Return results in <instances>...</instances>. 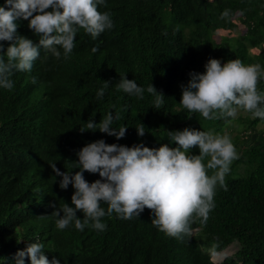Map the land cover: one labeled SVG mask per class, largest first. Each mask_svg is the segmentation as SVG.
Listing matches in <instances>:
<instances>
[{
	"label": "trees",
	"instance_id": "16d2710c",
	"mask_svg": "<svg viewBox=\"0 0 264 264\" xmlns=\"http://www.w3.org/2000/svg\"><path fill=\"white\" fill-rule=\"evenodd\" d=\"M106 5L98 10L111 13V30L93 39L80 29L68 59L62 48L60 59L41 49L30 72L14 73L12 90L0 88V264H16L17 253L33 242L43 243L48 259L60 264H264V134L248 138L264 121L243 110L235 119L206 120L180 103L181 86L190 73H204L209 59L264 67V0H106ZM226 9L230 16L221 19ZM16 22L18 35L39 42L29 21ZM0 43L6 52L9 42ZM123 76L145 89L143 99L117 90ZM104 81L110 85L97 100ZM151 83L165 96L159 109L147 92ZM258 89L264 92V80ZM110 111L120 114L112 127L127 126L125 138L81 133L87 121L99 123ZM141 124L143 137L136 129ZM186 127L227 135L239 153L226 175L228 190L217 188L208 221L195 220L190 237L179 240L159 231L147 208L130 220L106 215L102 232L79 231L74 222L65 230L56 227L50 205L74 207L75 189L59 187L62 177L51 164L74 175L80 170L77 152L100 139L177 147L167 131ZM191 154L199 155V148ZM84 177L89 183L101 179L98 173ZM226 249L234 251L220 262L212 259Z\"/></svg>",
	"mask_w": 264,
	"mask_h": 264
},
{
	"label": "clouds",
	"instance_id": "9594fccd",
	"mask_svg": "<svg viewBox=\"0 0 264 264\" xmlns=\"http://www.w3.org/2000/svg\"><path fill=\"white\" fill-rule=\"evenodd\" d=\"M102 5L107 6L106 0H6V6H0V42L7 41L9 46L5 52L4 44L0 43V88L12 90L14 73L30 72L40 58L41 49L60 59L62 48L63 58L68 59L80 29L93 39L111 30L114 27L111 13L100 12ZM229 16L226 9L221 19ZM19 19L29 21L28 27L39 37L38 43L18 35ZM205 69L204 73H190L188 84L181 86L180 103L184 109L199 113L206 120L235 119L243 110L264 121V92L258 89L264 80V67L246 65L239 59L222 63L213 58L205 64ZM109 85L110 82L104 81V87L96 94L97 100L104 97V89ZM116 88L144 98L145 89L127 76L121 77ZM147 92L155 96L154 107L161 108L164 94L152 83ZM119 119V112L110 111L99 123L90 119L86 122L87 130L80 128V131L98 130L119 140L125 138L128 130L127 126L119 130L112 127ZM144 127V124L136 127L138 136L145 135ZM167 136L177 147L163 144L150 148L143 143L129 147L107 144L103 139L89 143L77 152L80 170L74 175L61 172L56 164H51L56 176L62 177L59 187L67 190L71 184L75 189L71 197L74 207L67 203L62 208L50 205L55 209L51 215L58 217L56 227L65 230L74 222L79 231L90 227L102 232L107 228L102 222L106 215L115 213L120 219L130 220L140 218L147 208L152 213L153 226L159 231L179 240L190 237L195 220L208 221L215 208L217 188L228 190L226 175L239 153L227 135L186 127L182 131H167ZM196 147L199 155L191 154ZM85 172L98 173L101 179L89 183ZM105 204L106 210L102 207ZM78 212L83 213L82 219ZM44 249L43 243H30L17 253L16 264H25V258H30L31 264H60L56 258L49 260ZM220 253L225 255L218 260L224 259L229 249ZM213 256L214 261L220 262Z\"/></svg>",
	"mask_w": 264,
	"mask_h": 264
},
{
	"label": "rangeland",
	"instance_id": "374dc122",
	"mask_svg": "<svg viewBox=\"0 0 264 264\" xmlns=\"http://www.w3.org/2000/svg\"><path fill=\"white\" fill-rule=\"evenodd\" d=\"M219 34L220 33L217 34V36H216L217 38H219V36H218ZM260 133H263L264 134V122H260L258 124V127L252 128L250 134H248L249 135V137H248L249 140H254L256 138V136H259L260 135ZM232 246L233 245H231L229 248H232ZM233 251H234V249H229V254H230V252L232 253ZM222 254L225 255V253H222ZM219 257H222L221 253H216L213 256V258L216 259L217 261L223 260V259L218 260Z\"/></svg>",
	"mask_w": 264,
	"mask_h": 264
},
{
	"label": "bare ground",
	"instance_id": "6f19581e",
	"mask_svg": "<svg viewBox=\"0 0 264 264\" xmlns=\"http://www.w3.org/2000/svg\"><path fill=\"white\" fill-rule=\"evenodd\" d=\"M221 255H223V254L221 253Z\"/></svg>",
	"mask_w": 264,
	"mask_h": 264
}]
</instances>
